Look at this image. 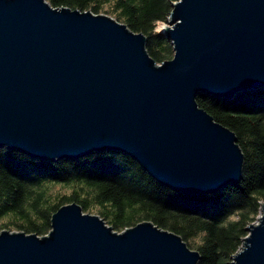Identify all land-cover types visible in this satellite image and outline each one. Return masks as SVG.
I'll return each mask as SVG.
<instances>
[{
    "label": "water",
    "instance_id": "1",
    "mask_svg": "<svg viewBox=\"0 0 264 264\" xmlns=\"http://www.w3.org/2000/svg\"><path fill=\"white\" fill-rule=\"evenodd\" d=\"M159 63L143 32L49 0H0V147L39 160L117 151L176 192L242 179L235 132L196 101L264 88V0H176ZM231 264H264V201ZM46 235L4 228L0 264H198L183 236L144 220L118 231L77 202Z\"/></svg>",
    "mask_w": 264,
    "mask_h": 264
},
{
    "label": "trees",
    "instance_id": "2",
    "mask_svg": "<svg viewBox=\"0 0 264 264\" xmlns=\"http://www.w3.org/2000/svg\"><path fill=\"white\" fill-rule=\"evenodd\" d=\"M109 13L148 38L159 63L174 53L161 31L176 0H49ZM196 101L232 129L244 155L242 179L212 194L176 192L155 181L133 158L103 151L50 162L0 147V231L46 235L51 215L68 202L104 217L118 231L146 219L183 236L200 253L198 264H231L264 201V88L230 100L200 93Z\"/></svg>",
    "mask_w": 264,
    "mask_h": 264
},
{
    "label": "rangeland",
    "instance_id": "3",
    "mask_svg": "<svg viewBox=\"0 0 264 264\" xmlns=\"http://www.w3.org/2000/svg\"><path fill=\"white\" fill-rule=\"evenodd\" d=\"M107 14H109V13H107ZM109 15H111V14H109ZM112 17H113V16H112ZM114 18H115V17H114ZM166 23H167V22L160 23L159 26L161 27L162 25H165ZM162 27H163V26H162ZM257 218H258V217H257ZM256 221H257V220H256ZM256 221H255V222H256Z\"/></svg>",
    "mask_w": 264,
    "mask_h": 264
}]
</instances>
